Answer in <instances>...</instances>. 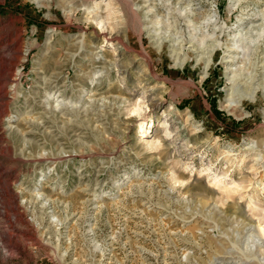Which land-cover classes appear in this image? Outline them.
<instances>
[{
  "label": "rangeland",
  "instance_id": "1",
  "mask_svg": "<svg viewBox=\"0 0 264 264\" xmlns=\"http://www.w3.org/2000/svg\"><path fill=\"white\" fill-rule=\"evenodd\" d=\"M261 229L264 0H0V264H264Z\"/></svg>",
  "mask_w": 264,
  "mask_h": 264
},
{
  "label": "bare ground",
  "instance_id": "2",
  "mask_svg": "<svg viewBox=\"0 0 264 264\" xmlns=\"http://www.w3.org/2000/svg\"><path fill=\"white\" fill-rule=\"evenodd\" d=\"M149 7V6H148ZM134 11H137V9H133ZM132 10V11H133ZM152 11H153V8H150V9H148V14H153L152 13ZM187 13V12H186ZM187 15V14H186ZM210 16V15H209ZM213 16V15H212ZM215 17V16H214ZM210 18H211V16H210ZM158 22H156V24H157ZM185 26H186V28L188 29L189 27H192V25H191V23H187V24H185ZM195 27V26H194ZM194 29V28H193ZM196 29V28H195ZM238 38V37H237ZM232 40V39H231ZM171 42H172V40H171ZM239 41L238 40H235L234 38H233V44L231 45V47L230 48H228V49H226V51H227V57L230 59L229 60V63H233V60L235 59V57L233 56V55H235V54H238V53H240V52H238V51H236L237 50V48H239V47H236V48H234L236 45H237V43H238ZM229 69V68H228ZM231 71V73H235V71H233L232 69H230ZM229 72V71H228ZM91 79V82H93L94 81V77H92V78H90ZM231 79H232V77H231ZM57 92V93H56ZM60 92H62L61 90H52L51 91V93H49L48 94V96H47V99L49 100V99H52L53 100V102L56 104V105H67V104H70V102H66V103H64V99H60ZM261 235H262V237H264V230H262L261 229V233H260ZM259 235V234H258ZM264 239V238H263Z\"/></svg>",
  "mask_w": 264,
  "mask_h": 264
}]
</instances>
